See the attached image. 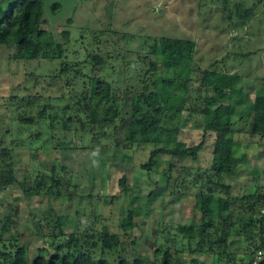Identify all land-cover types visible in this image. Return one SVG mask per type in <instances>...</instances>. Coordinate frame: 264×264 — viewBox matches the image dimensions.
I'll return each instance as SVG.
<instances>
[{
	"label": "rangeland",
	"instance_id": "obj_1",
	"mask_svg": "<svg viewBox=\"0 0 264 264\" xmlns=\"http://www.w3.org/2000/svg\"><path fill=\"white\" fill-rule=\"evenodd\" d=\"M227 1L228 10L225 12L223 6H226ZM262 2L43 0L44 18L47 21L45 28L54 35L55 40L63 43L65 39L62 33L66 29L71 33L70 41L65 46L67 61H83L90 54L111 52L114 58L108 61L106 67L116 71L120 64L116 56L122 52V36L125 33H128V46L133 51H147L149 45L153 44V36L169 35L191 38L197 42L194 65L198 70L193 71V78L189 83L187 103L181 120L183 133L176 144L178 149H185L188 145L199 142L202 137L204 117L201 114V102L206 93L201 85L200 69L204 70L218 61L217 68L220 71L242 75L241 85L245 87V94L253 103L259 96L264 95ZM254 4L258 5L256 13L246 23L243 20L245 9ZM69 19H72V24L68 26ZM111 30L117 32H110ZM145 36L151 37L146 40ZM15 52L14 45L10 48L0 47V153L3 154V149H11L12 153L3 154V158H0V170L6 169L8 163H13L16 178L23 181L25 177L34 178L39 170L44 171L53 163L63 166L62 189L76 193H67L59 201L52 200V204L56 214L62 219L61 229L66 234L86 227L100 230L103 224L108 225L111 231L122 232L119 229L121 209L131 206V199L125 196L119 185L120 179L126 175L133 189V197L139 199L132 206L136 210L135 220L138 226L131 233V237L122 236V254L129 261L132 262L137 255L153 260L157 256L155 251L159 248L166 249L167 242L175 240L176 236V244H169L176 264H191L194 257L206 264H228L226 258L218 260L216 254L192 255L187 242L181 241L182 238L176 232L178 224L200 223L199 211L194 201L197 187L187 183L194 181L192 175L197 171L205 176V168L212 159V137L207 139V148L196 162L180 157L161 156L157 167L152 171L141 167L148 162L152 145L130 147L123 135L114 137L111 129L106 130L105 136L103 132H98L80 138L74 124L66 139L70 148H55V134L58 131L50 121L56 116L58 107L68 106L73 95L71 85H64L66 79L58 83L60 85L62 82L61 87L55 84V74L58 73L62 61L11 59ZM129 57L134 58L135 54L131 53ZM89 67L86 69L88 74ZM107 72L108 69L105 70ZM115 78L114 75L113 79ZM58 96L59 100L56 99ZM130 105V99L125 104L120 102L119 116L116 119L118 125L121 124L120 120H131V116L121 119L123 108L126 110ZM70 106L68 111L59 108L61 119L65 114L72 113ZM262 107L258 105L257 111L255 110L256 117L255 111L247 107L235 109L237 132L234 135V155L243 160L237 165L236 173L232 177L224 176V182L232 186L233 196L264 191V136L252 135L250 132L251 122L254 119L260 120L263 116L260 111ZM45 108L47 112L43 119L39 117V113ZM43 120L50 122V128L46 127L48 125H41ZM261 126L264 129L262 120ZM114 139L121 143L119 147ZM169 165L172 166L170 181L166 172ZM190 167L192 169L187 170ZM153 191L155 193L149 213L144 215L146 200ZM49 201L46 196L24 194L17 182L6 187L0 186V227L6 216L13 213L12 232L19 234L20 244L32 247L34 255L37 254L39 246L49 247V239L42 235L46 229H40L37 225L39 220L46 221L43 217L49 209ZM16 206L18 211L13 212ZM78 210L79 215L76 214ZM165 228L172 229V235H169L166 242L162 238L164 234L161 233ZM238 229L239 224L232 228L229 251L239 258L245 255L246 243L238 235ZM9 237L10 234L5 238ZM175 247L179 250L176 251ZM33 254H29L31 260Z\"/></svg>",
	"mask_w": 264,
	"mask_h": 264
},
{
	"label": "trees",
	"instance_id": "obj_2",
	"mask_svg": "<svg viewBox=\"0 0 264 264\" xmlns=\"http://www.w3.org/2000/svg\"><path fill=\"white\" fill-rule=\"evenodd\" d=\"M228 3L227 1L226 6H223L225 12L228 10ZM257 6L254 4L245 9L243 20L246 23L256 13ZM67 24L71 25L72 19ZM46 25L43 0H0V47L15 46L16 52L11 59L61 60L62 65L55 74V84L59 85L60 80L66 79L64 85H71L73 95L68 106L71 105L72 113L65 114L61 119L59 108L68 111L69 107H58L56 116L50 121L58 131L55 134V148H70L66 139L74 124L80 138L98 132H103L105 136L106 130L111 129L114 137L123 135L130 147L152 145L148 162L141 165L143 169L152 171L157 167L161 156L180 157L196 162L207 148V139L212 137V159L205 168V176L197 171L192 175L194 181L187 183L197 187L194 201L199 211L200 223L178 224L176 232L182 238L181 241L187 242L192 255L216 254L218 260L226 258L228 264H248L255 252H264V191L233 196L232 186L224 182V176L232 177L236 173L237 165L243 160L234 155V135L237 132L235 109L247 107L254 112L258 105L263 106L260 108L263 116L260 120L254 119L251 122L250 132L252 135L264 136L261 126V120L264 121V95L259 96L253 103L245 94V87L241 85L242 75L220 71L217 68L218 61L204 70L200 69L201 85L206 93L201 102V114L204 117L202 137L199 142L192 143L185 149H178L176 144L183 133L181 120L187 103L189 83L193 78V71L197 69L194 65L197 42L194 39L169 35L153 36V44L149 45L147 51L142 52L133 51L128 46V33L122 32L123 49L116 56L120 64L114 71L111 67H106L108 61L114 58L111 52L90 54L83 61L65 60V46L70 41V31L66 29L62 33L65 41L60 43L45 28ZM145 37L147 40L151 36ZM131 53L135 54L134 58L129 57ZM87 67L90 74L86 72ZM106 69L109 72L105 73ZM61 84L62 82L60 87ZM56 99L59 100V96ZM128 99L131 100L130 108H123L121 119L131 116V120H120L121 124L118 125L116 119L119 116V104H125ZM46 110L42 109L40 118H45ZM79 120L85 124L83 134ZM50 122L43 120L41 125L49 127ZM114 142L118 147L121 145L117 139ZM2 151L4 155L12 154L11 149ZM3 154L0 153V158H3ZM13 165L8 163L6 169L0 170V186L6 187L17 182L24 194L49 198L48 213L43 217L46 221L37 222L40 229H46L42 235L49 239V247L39 246L37 254L34 255L30 245L20 244L19 234L13 233L11 228L13 213H9L0 227V264H176L169 245L170 242L176 244L174 235L175 240L167 242L166 249L159 248L155 251L157 256L153 260L137 255L131 262L122 254V236L131 237V233L138 226L135 220L136 210L132 206L139 199L133 197V189L126 175L120 179L119 185L125 196L131 199V206L121 209L119 229L122 232L111 231L108 225L103 224L100 230L86 227L66 234L61 229L62 219L56 214L52 204V200L59 201L67 193H76L62 189L63 166L53 163L50 168L39 170L34 178L25 177L23 181H18ZM191 169L192 167L187 170ZM166 172L170 181L171 165L166 168ZM154 193L155 191L151 192L146 200L145 212L142 211L144 215L149 213ZM186 195L188 193L184 194ZM89 198L91 199L90 196ZM79 210L77 215L80 214ZM17 211L16 206L13 212ZM237 224V233L246 243L245 255L239 258L229 251L232 228ZM171 231V228L162 230L165 242L172 235ZM9 234L10 237L6 239ZM175 248L176 251L179 250L178 247ZM30 253L33 254V260L29 257ZM190 262L206 264L196 257Z\"/></svg>",
	"mask_w": 264,
	"mask_h": 264
},
{
	"label": "built area",
	"instance_id": "obj_3",
	"mask_svg": "<svg viewBox=\"0 0 264 264\" xmlns=\"http://www.w3.org/2000/svg\"><path fill=\"white\" fill-rule=\"evenodd\" d=\"M248 264H264V252L262 250H258L252 255Z\"/></svg>",
	"mask_w": 264,
	"mask_h": 264
},
{
	"label": "water",
	"instance_id": "obj_4",
	"mask_svg": "<svg viewBox=\"0 0 264 264\" xmlns=\"http://www.w3.org/2000/svg\"><path fill=\"white\" fill-rule=\"evenodd\" d=\"M79 121H80L81 131H82L84 129V123L81 120H79Z\"/></svg>",
	"mask_w": 264,
	"mask_h": 264
}]
</instances>
